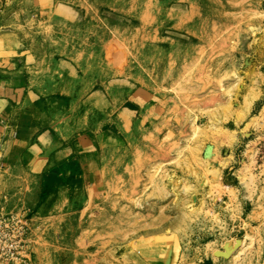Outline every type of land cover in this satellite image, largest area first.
Here are the masks:
<instances>
[{
	"label": "rangeland",
	"instance_id": "obj_1",
	"mask_svg": "<svg viewBox=\"0 0 264 264\" xmlns=\"http://www.w3.org/2000/svg\"><path fill=\"white\" fill-rule=\"evenodd\" d=\"M9 76L77 149L16 194L31 264H264V0H0ZM236 146L247 203L223 182Z\"/></svg>",
	"mask_w": 264,
	"mask_h": 264
},
{
	"label": "crops",
	"instance_id": "obj_2",
	"mask_svg": "<svg viewBox=\"0 0 264 264\" xmlns=\"http://www.w3.org/2000/svg\"><path fill=\"white\" fill-rule=\"evenodd\" d=\"M1 80L3 81H0V167L3 179L0 195L9 191L25 194V196L30 195L31 198V194H34L36 190V183L42 184L43 178L53 184L54 176L43 177L40 175L41 177H39L38 174L43 170L48 173L56 164L55 160L67 159L77 149L68 143L55 146L54 135L50 131L38 127L34 119H31V122L26 121L22 111L19 113L23 107L21 87H14L13 84H10L14 82L13 76ZM20 100L21 103L18 104ZM242 156L243 153H240L237 146L227 156L231 158L229 164L224 166L223 182L228 187L240 186L237 187L239 199L247 203L256 199L257 193L250 192L245 187L241 176L242 168H244L241 161ZM85 165H88L89 169H94V173L100 168L95 162H84L83 166L85 167ZM24 177H30L33 184ZM59 184L61 186L57 184L47 193L46 203L39 209L45 215L60 216V210L63 212L70 204L69 180H63ZM83 185L86 186V182Z\"/></svg>",
	"mask_w": 264,
	"mask_h": 264
},
{
	"label": "built area",
	"instance_id": "obj_3",
	"mask_svg": "<svg viewBox=\"0 0 264 264\" xmlns=\"http://www.w3.org/2000/svg\"><path fill=\"white\" fill-rule=\"evenodd\" d=\"M0 195V264H31V214L22 197Z\"/></svg>",
	"mask_w": 264,
	"mask_h": 264
},
{
	"label": "bare ground",
	"instance_id": "obj_4",
	"mask_svg": "<svg viewBox=\"0 0 264 264\" xmlns=\"http://www.w3.org/2000/svg\"><path fill=\"white\" fill-rule=\"evenodd\" d=\"M227 186V185H226Z\"/></svg>",
	"mask_w": 264,
	"mask_h": 264
}]
</instances>
